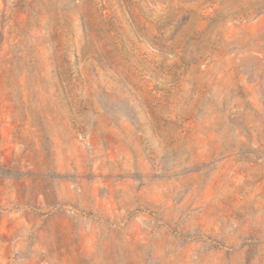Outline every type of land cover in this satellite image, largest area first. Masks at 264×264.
Masks as SVG:
<instances>
[{"label":"rangeland","instance_id":"rangeland-1","mask_svg":"<svg viewBox=\"0 0 264 264\" xmlns=\"http://www.w3.org/2000/svg\"><path fill=\"white\" fill-rule=\"evenodd\" d=\"M0 264H264V0H0Z\"/></svg>","mask_w":264,"mask_h":264}]
</instances>
